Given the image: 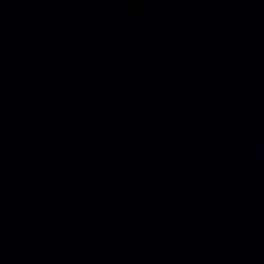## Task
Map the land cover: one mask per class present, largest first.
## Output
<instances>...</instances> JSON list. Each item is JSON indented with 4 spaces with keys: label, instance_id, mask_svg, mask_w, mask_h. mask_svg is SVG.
I'll return each mask as SVG.
<instances>
[{
    "label": "water",
    "instance_id": "water-1",
    "mask_svg": "<svg viewBox=\"0 0 264 264\" xmlns=\"http://www.w3.org/2000/svg\"><path fill=\"white\" fill-rule=\"evenodd\" d=\"M0 264H264V0H0Z\"/></svg>",
    "mask_w": 264,
    "mask_h": 264
}]
</instances>
